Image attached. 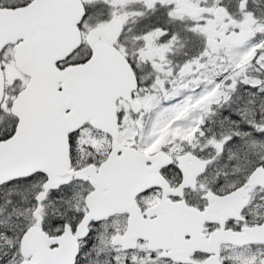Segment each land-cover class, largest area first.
<instances>
[{
    "label": "snow or ice",
    "instance_id": "1",
    "mask_svg": "<svg viewBox=\"0 0 264 264\" xmlns=\"http://www.w3.org/2000/svg\"><path fill=\"white\" fill-rule=\"evenodd\" d=\"M0 264H264V0H0Z\"/></svg>",
    "mask_w": 264,
    "mask_h": 264
}]
</instances>
